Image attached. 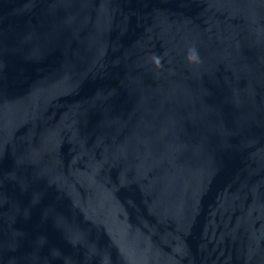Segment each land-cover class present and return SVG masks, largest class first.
<instances>
[{
    "label": "water",
    "instance_id": "water-1",
    "mask_svg": "<svg viewBox=\"0 0 264 264\" xmlns=\"http://www.w3.org/2000/svg\"><path fill=\"white\" fill-rule=\"evenodd\" d=\"M0 264H264V0H0Z\"/></svg>",
    "mask_w": 264,
    "mask_h": 264
},
{
    "label": "clouds",
    "instance_id": "clouds-1",
    "mask_svg": "<svg viewBox=\"0 0 264 264\" xmlns=\"http://www.w3.org/2000/svg\"><path fill=\"white\" fill-rule=\"evenodd\" d=\"M156 63L159 65V59L156 60Z\"/></svg>",
    "mask_w": 264,
    "mask_h": 264
}]
</instances>
